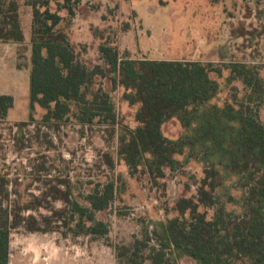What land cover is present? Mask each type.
Instances as JSON below:
<instances>
[{"label": "rangeland", "instance_id": "374dc122", "mask_svg": "<svg viewBox=\"0 0 264 264\" xmlns=\"http://www.w3.org/2000/svg\"><path fill=\"white\" fill-rule=\"evenodd\" d=\"M13 1L27 38L21 44L0 41V95L15 99L0 120V198L10 210L33 205L24 215L41 220L69 206L62 199L66 193L87 205L86 197L109 181H115L118 191L111 206L97 214L109 225L107 235L76 236L63 221L47 233L19 227L11 234L10 264H151L148 256L157 245L155 224L182 217L178 210L182 199H198L207 164L201 155L190 157L186 149L174 155L175 168H165V176L157 178L145 166L132 172L118 157L120 134L138 126V105H131L124 97L125 89L115 84L100 46L108 43L121 57L132 59L214 63L223 71L210 74L220 86L211 103L222 107L234 102L235 96L245 99L249 92L242 80H229L231 70L226 65H257L264 77V0H0V7L7 11ZM34 2L41 13L37 29L46 10L60 15L55 32L67 37L87 68L105 70L106 75L94 77L90 90L110 93L116 125L97 120L83 126L73 115L60 123H45L46 110L40 106H36L35 121H30L27 68L33 29L30 4ZM4 17L0 14V24ZM260 117L264 120V106ZM162 132L176 140L186 131L174 118L162 126ZM107 155L115 162L113 168L107 164ZM236 180L224 175L216 193L227 210L240 213L239 206L227 203L228 194L237 199L242 195ZM199 210L209 219L214 214L213 208ZM170 264L199 263L188 256H171Z\"/></svg>", "mask_w": 264, "mask_h": 264}, {"label": "trees", "instance_id": "16d2710c", "mask_svg": "<svg viewBox=\"0 0 264 264\" xmlns=\"http://www.w3.org/2000/svg\"><path fill=\"white\" fill-rule=\"evenodd\" d=\"M28 1V0H27ZM47 3V2H46ZM33 7L30 71V121L34 122L36 106L46 110L45 123L64 121L73 115L83 125L97 120L106 125L117 124V113L109 92L90 90L95 76L106 75L100 66L93 69L81 63L67 37L55 32L62 17L49 10L36 28L41 13ZM12 13V14H11ZM4 20L0 24V41L24 42L17 6L0 7ZM39 30V31H38ZM43 33V34H40ZM102 58L112 69L115 84L126 91L124 97L138 105V126L125 129L119 136L118 157L129 169L145 166L157 178L165 176V168H175L176 154L190 150V157L206 162L205 178L198 199L184 198L178 203L182 217L155 224L157 245L151 249V264H170L171 256L193 258L199 264H264V77L261 68L245 62L226 65L230 81L240 79L249 91L246 98L220 107L211 101L219 92V84L210 76L222 74L214 63L182 60L132 59L121 57L108 43L100 46ZM14 97L0 95V120L14 106ZM176 118L185 134L176 140L164 136L162 126ZM109 167L115 162L107 155ZM236 176L235 187L240 198L228 194V202L240 207V213L229 211L216 193L221 180ZM118 188L109 181L95 188L87 197V205L66 193L62 199L69 205L54 216L24 215L33 209L25 204L10 210L0 198V264H10L11 234L23 227L28 232H51L63 221L73 235L105 236L109 225L97 214L108 209ZM59 192V190H57ZM37 204L42 205L37 199ZM201 206L213 208L209 219ZM189 212V217L186 213ZM139 264V263H136Z\"/></svg>", "mask_w": 264, "mask_h": 264}, {"label": "crops", "instance_id": "0c3cea01", "mask_svg": "<svg viewBox=\"0 0 264 264\" xmlns=\"http://www.w3.org/2000/svg\"><path fill=\"white\" fill-rule=\"evenodd\" d=\"M22 25V24H21ZM22 29H23V26H22ZM23 34H24V39L26 40V38H27V35H25V33H24V30H23ZM24 40V41H25ZM10 45V44H9ZM29 71H31V64L29 65V67L27 68ZM15 100V99H14ZM14 104H15V101H14Z\"/></svg>", "mask_w": 264, "mask_h": 264}]
</instances>
